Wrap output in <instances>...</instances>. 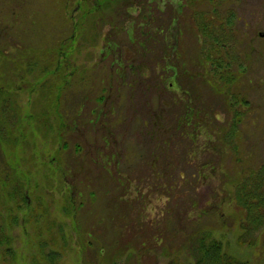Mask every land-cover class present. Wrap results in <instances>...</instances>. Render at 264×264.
Here are the masks:
<instances>
[{"label":"rangeland","instance_id":"rangeland-1","mask_svg":"<svg viewBox=\"0 0 264 264\" xmlns=\"http://www.w3.org/2000/svg\"><path fill=\"white\" fill-rule=\"evenodd\" d=\"M208 23L233 82L207 66ZM184 90L213 143L178 129ZM204 163L216 174L203 179ZM263 164L264 0H0L1 213L20 221L0 264H193L191 236L210 230L240 264H264V228L246 234L236 197Z\"/></svg>","mask_w":264,"mask_h":264},{"label":"trees","instance_id":"trees-1","mask_svg":"<svg viewBox=\"0 0 264 264\" xmlns=\"http://www.w3.org/2000/svg\"><path fill=\"white\" fill-rule=\"evenodd\" d=\"M201 30H203L202 33H204V30L206 29L207 36L210 37L209 45L206 50H203L202 52L205 56V59L208 61L207 66H211L212 70L218 71V74L221 76L223 75L227 70H231V75H229L230 81H235V78L233 77L232 73V63L231 62H224L223 60L228 59L229 55L226 53H223L225 47L222 39H220L221 35L218 34L211 24H204L200 26ZM211 30V31H210ZM216 34V35H215ZM223 44V45H222ZM222 45V46H221ZM213 47V48H212ZM212 48V49H211ZM222 52V53H221ZM215 54L217 60H212V56ZM214 56V55H213ZM205 60V61H206ZM226 82H224L225 84ZM219 91H222L220 87H218ZM248 104V102H246ZM241 106H244V101L242 100H232L230 101V108L232 109L233 115V121L230 126V135L237 136V125L235 124H241L242 123V113L239 111V108ZM194 115L191 117L190 120L195 121L196 123L200 121L202 118V139L207 141L209 144L214 142V137L217 136L218 129L214 128L216 125L207 126V122L209 121L208 117L209 115L205 114L200 116L199 113H196L194 111ZM203 113V112H202ZM213 117V116H212ZM235 123V124H234ZM194 126V130H195ZM224 130V129H223ZM190 137H194V132L190 133ZM196 140L198 136H195ZM202 148H205V146H202ZM202 169V172H201ZM162 173V172H161ZM247 176L243 181H241L237 185L236 190V197L238 201H240L241 207L245 210L247 215L249 216L247 220V224L244 227V231H246V234L250 232H258L260 229L264 228V210H261V214L256 212L258 208L261 205H264V164L259 166L257 170H248L245 171L243 174H246ZM160 174V173H159ZM164 174V173H162ZM216 174V171L212 165V163H204L202 164V167L199 169V175L202 176L203 179H207L210 176H213ZM159 176V175H158ZM157 178H161L163 176H159ZM238 181V180H237ZM234 181V182H237ZM5 184H8L7 181H4ZM19 184V183H18ZM21 186L18 185L16 190L13 192V194L8 196L9 199H13V202H15L17 205L18 210H22L21 204H27V198L22 196L21 194ZM245 194V199L241 198L239 199V192ZM218 196L222 197V200L224 201V195L223 193H219ZM1 199V195H0ZM250 199V201L253 202H246ZM225 203V202H224ZM257 208H256V206ZM43 205H39L40 210H42ZM12 210V207L10 208L8 205H6V202H3L0 200V256L2 258H7L11 256V258L16 259V252L14 249V238L11 235V232L14 230V227L18 225L19 218L17 216H10L5 217L4 214H2V211H8L10 212ZM254 211V212H253ZM256 212V213H255ZM207 212H202V216L205 215ZM46 216L41 217L40 215L36 216L35 220L38 223L39 220H46ZM53 225L47 226L48 233L53 236L52 233ZM42 228L41 226L36 230L38 231V234H42ZM203 230V229H202ZM214 231H202L195 235H192L191 239L195 242L192 243V250H194L193 257V264H240V261L236 259L231 254L223 251V243L221 241H218L214 237ZM245 235L243 234V237ZM247 238V236H246ZM54 240V237L52 238ZM242 239V238H241ZM242 240H240L241 242ZM254 242V243H253ZM42 243L45 245L47 244L46 241H42ZM49 243V242H48ZM248 245L254 246L257 244V241H248ZM42 251V247L39 248ZM54 256H56L55 253H49L45 255V258L48 259V264H54ZM171 264H180L177 260H174L171 262Z\"/></svg>","mask_w":264,"mask_h":264},{"label":"flooded vegetation","instance_id":"flooded-vegetation-1","mask_svg":"<svg viewBox=\"0 0 264 264\" xmlns=\"http://www.w3.org/2000/svg\"><path fill=\"white\" fill-rule=\"evenodd\" d=\"M182 1H184V0H182ZM185 6V5H184ZM157 11H159V8H158V6H157ZM174 11V10H173ZM160 12V11H159ZM158 31V27H155L154 29H152V34L153 35H155V33ZM203 35L205 36V35H207V32H206V30L204 31V33H203ZM153 37H156V36H153ZM168 44H169V42L167 41V40H165ZM166 47V49L167 50H170L171 49V46H170V44L168 45V46H165ZM169 69H172V68H169ZM176 74H177V71H176ZM176 74H173L172 75V77H171V79H170V81L172 80V82H171V84H170V87H171V91H173V93H176V95L178 94L177 92H179V90H180V88H179V84L178 83H176ZM200 77L202 76L201 74L199 75ZM176 87H178V88H176ZM183 93V95L184 96H186V95H188V98L190 99V97H191V95H190V91H188V90H184V91H182ZM184 98V97H183ZM188 98H186V99H183L182 100V102H183V104H184V102L188 99ZM174 102V101H173ZM175 103V102H174ZM190 104H191V99H190V102H189V104L188 105H186V106H188V107H190L189 109H188V107H186L188 110L186 111V112H184L183 113V115L181 116V118H180V120L181 119H184L185 121H184V123H181V124H179V126H178V129L179 128H182V124H185L188 128L191 126V125H193V131H186L185 130V136L187 137V136H190V133L191 132H194V134L195 135H197V136H201V138H202V120L200 119V121L199 122H197L196 123V126H195V123L193 124V120L191 121L190 120V113L192 112V110H193V107H191L190 106ZM206 107V106H205ZM194 111V110H193ZM252 111V110H251ZM200 116H202V111H201V113H200ZM192 117V116H191ZM156 121H157V118L155 119ZM179 121V120H178ZM194 126H195V130H194ZM201 149H202V147H201ZM201 172H202V169H201ZM133 186V185H132ZM219 199H220V196H219Z\"/></svg>","mask_w":264,"mask_h":264}]
</instances>
